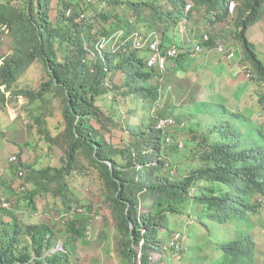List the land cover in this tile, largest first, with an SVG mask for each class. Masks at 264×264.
<instances>
[{
    "label": "trees",
    "instance_id": "obj_1",
    "mask_svg": "<svg viewBox=\"0 0 264 264\" xmlns=\"http://www.w3.org/2000/svg\"><path fill=\"white\" fill-rule=\"evenodd\" d=\"M188 1L57 0L61 9L74 6L86 15L91 14V18L74 23L60 12L48 26L51 0H45L38 10V30L25 13L16 25L29 32L23 35L25 38L8 29L6 36L16 40L18 49L7 53L6 43L0 49L4 54L15 53L17 58V61L6 59V65L0 67V83L6 84L5 94L0 96V127L4 126L3 116L11 119V113L1 107L7 102V109L16 115L15 121L24 117L35 138L31 142L29 136L23 140L25 137L21 135L16 141L20 150L28 148L32 156L30 162L20 160L18 165L17 175L24 173L20 190L14 191L12 198L19 205L18 223H0V264H33V251L42 257L58 241H63L68 249L71 264L76 245L87 239L85 226L90 222L75 219L73 214L79 208L93 212L75 185L87 183L91 174L100 176L106 201H114L109 209L115 226L112 220H104V227L114 229L119 252L129 264H135L138 246L143 254L142 263L149 264L151 253L162 246L158 241L164 240V231L182 232L181 218L188 214L209 226L203 231L196 225L190 226L188 233L195 232L191 234L196 236L195 245L189 246L190 255L185 245L189 243H180V250H175L169 259L163 258L161 264H264V127L257 125L244 137L235 119H241L249 127L253 124L239 110L215 105L217 109L210 107L207 114L199 117L179 106L180 90L173 83L176 75L172 73L177 69L161 72L150 67L147 46L136 49L133 44L132 35L136 32L144 35L155 32L165 48L175 33L181 42L186 41L177 43L182 51L186 44L193 43L179 32L182 25L191 34L197 32L196 38L201 41L205 32L201 25L205 22L206 27V17L211 23L227 19L225 0H191L196 13L184 10ZM237 2L235 23L241 29L238 39L257 76L264 78V61L256 44L248 38L250 26L263 15L264 0ZM214 12L216 20L210 17ZM4 19L0 13V25ZM207 28L212 30L213 25ZM42 51L48 68H43L41 75L33 64L27 68L23 61L40 63ZM179 60L175 58L173 62ZM8 95L12 96L9 101ZM57 99L63 104L62 111ZM53 107H58L60 118L47 121ZM167 117L176 118L178 123L186 122L184 128L178 126L171 133L174 140L171 145L166 144L156 128L157 122ZM54 123L57 125L52 129L48 126L41 129L43 124ZM207 128L216 135L223 128L226 134L214 139L209 133L202 139L204 143L196 142L192 133L206 132ZM115 132L130 136L127 149L117 148L116 142L109 139ZM58 141L63 153L60 166L54 165L53 158ZM180 143L186 144L183 150L179 149ZM198 145L203 148L199 149ZM21 154L19 151V157ZM177 155L191 156L196 163L187 166L193 169L186 175H182L187 170L184 165L176 166L178 176L174 178L169 175L172 167H167L164 158ZM157 156L160 161L149 164ZM139 165L145 175L136 170ZM122 166L126 168L120 169ZM13 179L6 176V184L11 188ZM194 187L199 189L200 197L195 201L189 196ZM113 191H119L118 196ZM137 193L148 198L144 214L133 207ZM198 201L203 204L199 211ZM41 203H46L43 214L50 221L42 228L28 226L27 214L40 213ZM71 212L74 213L70 215ZM62 214L68 220H60ZM141 228L143 240H140ZM93 235L92 241L84 244L87 256L91 254L88 250L102 237L99 231ZM63 258L55 257L56 264L65 262ZM37 264L45 262L39 259Z\"/></svg>",
    "mask_w": 264,
    "mask_h": 264
},
{
    "label": "clouds",
    "instance_id": "obj_2",
    "mask_svg": "<svg viewBox=\"0 0 264 264\" xmlns=\"http://www.w3.org/2000/svg\"><path fill=\"white\" fill-rule=\"evenodd\" d=\"M83 1L85 3H92L93 1H99V0H83ZM24 2H26V3H24ZM41 2H45V0H0V13L5 18L4 19V23L2 25H0V36H2V31L3 30L6 33V29L11 28L13 31H15L17 36H21V37L25 38L29 34V32H27V30L24 29V28H20V27L17 28L16 27V25L22 19L23 13L27 14L28 18H30V20L32 21V24H33V27L35 28V30H38V28H39L38 23L40 21V15L38 14V10L41 9V7H40V3ZM224 3L226 4L227 11H228L227 19L225 21H216L214 23H211V22L208 21V18L206 17V19H207L206 20V27H204L205 26V22H203V24L201 25V30L205 31L203 33V38L204 39L203 40L201 39V41L199 40V42L195 46H194V44H191V47H190L189 44H186V48H184V50H182V51H179V49L177 48L176 44H172V45L167 46V47L164 48L162 46V40H161L160 35L159 34H155V32L147 33L146 35H144V33L136 32L135 34L132 35V37H133L132 39L134 41V46H135L136 49L137 48L140 49L135 44V36H136V34H140V35H142L144 37H148V36L151 35L150 42L144 44V46H147V48H148V50L150 52V56L148 58V65L150 67H153V68H158L161 72H164V71L168 70L169 68L177 69L175 72H172V73H174L176 75V78L173 79V83L176 85V87L177 86L178 87L181 86V83L176 82V80L178 78H180L181 71H186L187 69L186 68H180L182 70L178 69L172 63L173 59L181 58L182 56L194 54V53H196L198 51H201L202 48H204L206 46H209V47H212L214 50H217L218 52H220L223 58H226V59L230 60V62L234 61L235 64L238 66L239 71L241 72V74L245 78H247L249 81L256 82V83L260 84L262 89L264 90V78H259L257 76V73H256V70H255V67H254L253 63L245 56L242 44H241V42L238 39V34L237 33L241 30L240 28L236 27V23H235V18L237 19L238 2H237V0H225ZM49 5H50V10L48 12V21H49L48 26L55 22L58 14L60 12L63 13V17L64 18L71 19V20H73L74 23H84V22H86L89 19V17L91 18V14L90 15H86V14L82 13V11L79 8H76L74 6H69V7H65L64 9H61L59 7L58 3H55L54 0H51ZM184 10L187 11V12H191L192 11V12L196 13V11H195V3L193 1H191V0H189L188 3L185 5ZM215 16H216V14L214 12L210 17L212 19L216 20ZM209 24L213 25L212 30H209L207 28V25H209ZM219 24H222L221 29H219V26H218ZM6 25H7V27H6ZM196 29H197V27H196ZM179 30H180L179 31L180 33H185V31L187 33H189V29H187L184 25H182L179 28ZM209 33H211V35ZM24 34H26V36H23ZM196 34H197V32H194V34H192V35L196 37ZM55 35H56V32H54V36ZM153 36H155L154 39H152ZM226 37H231L230 39L236 41L237 45L239 46V52L238 53H241V54H238L236 52V50H234V49L230 50L226 46L225 42L222 40V38L226 39ZM248 38L256 44V42L252 38L251 32L249 30H248ZM12 39L14 41V48L13 49H15V51H16L18 49L17 46H16V40L14 38H12ZM156 39L159 41L157 52H159L162 56L165 57V65H164V67H161L160 63L154 64V65H150V60H151L152 56L155 53V52L152 53V49H151L150 43L153 40H156ZM1 47H2V45L0 44V49H1ZM173 49L176 50V53L171 55L170 51H172ZM256 49H257V45H256ZM9 51H7V53H9ZM258 53H259V51H258ZM43 55H44L43 59H42V61H40V63L37 62V61L36 62H31L30 59L23 61V63L26 64L27 68L30 67L33 64L38 69L40 74L42 75L43 74V68H45V67L48 68V66H47V57L44 54V52H43ZM259 56H260V53H259ZM260 58H261V56H260ZM6 59H15L17 61L15 53H13V54H4V53H2L0 51V67L6 65ZM17 78L20 79V76L18 75ZM5 85L6 84H4V83H0V96L5 94V91H6V86ZM169 88H170V86H169ZM198 89H199L198 87L195 88V90H198ZM195 90H192V91L196 94ZM11 98H12V96L8 95V97H7L8 101ZM181 98L182 97L180 96V100L178 102V105L182 106V107H184L186 109H189L194 114H196V110H197V107H196V110H195L194 107L195 106H199V104L204 102V101H201L197 105V102L194 101L191 96L187 100H184V99H181ZM191 102L194 103V104H192ZM216 104L220 105V106H224V105H221V104H218V103H216ZM259 105H260V107L262 108V111H263V109H264V101L263 102L262 101L259 102ZM1 107L6 112L11 113V119H6L5 116H3V119H1L2 122L4 123V126L0 127V131L7 138V134L9 132L6 131V123L8 121H13L14 122L15 119H16V115H15L13 110H11L10 108L7 109L8 108V103L7 102L3 103L1 105ZM234 111H236V110H234ZM207 113H208V107H207V110H205L203 112V115L207 114ZM248 117H250V116H248ZM18 120H19V118H18ZM18 120H16L14 122V124L15 123H20V122H18ZM251 122L253 124L252 127L244 125L243 122H242V126H241V124L239 125L240 129L242 130V133H243L244 137H246L245 136V134H246L245 129H248L249 130V134H250L252 132V130L257 127V125H260L258 120L256 121L254 118L253 119L251 118ZM185 125H186V122H183V120H180V123H178L176 118L167 117V118H161L157 122L156 128L163 135V138H164V141L166 142V144L170 145V144L174 143V140L172 138L171 133L174 132V130L176 128H178V126H181L180 128H184ZM220 132H224L226 134V130L223 129V128H220L218 130V134L217 135L212 133L211 130L209 131L210 136L212 138H214V139L219 138L218 135H219ZM249 134H248V136H249ZM204 137H207V136H204ZM179 148H183V147L179 146ZM26 149L27 150L25 152L28 153V148H26ZM21 152H22L23 157H24V153L25 152L24 153H23V151H21ZM22 154L20 155V157H19V155L12 156L9 159V161L11 163H16L17 165H19L20 160L22 162L25 161V159L23 160V158H22ZM14 158H15V160H13ZM170 166L167 164V167H170ZM171 167H172L170 169L171 174H169V175L175 178V176H178L176 174V172H175L176 171V167H174V166H171ZM198 171L199 170H197L196 172H198ZM23 177H24V174L21 175V176H18L17 180L14 181V183L12 184V188L10 186H7V190H11V191L20 190V187L22 185V178ZM197 191H199V189L197 187L192 188L191 191H190V195L189 196L192 198L193 201H195V200L200 198L197 195ZM19 193H20V191H18V194ZM10 202H11V196L10 197H6V198H1L0 199V211L3 210L6 207V205H8ZM87 202H88V205H89V201L88 200H87ZM205 202L207 204H209V201L206 200ZM14 205H15V208L12 211V213H10L7 216H4L3 218H0V223L1 222H6V220H5L6 217L11 218V221L6 222L7 224H12V223L15 224V222L17 220H19V205H18L17 200L14 202ZM201 205H203V204H201L198 201V206L201 207ZM40 206H41L40 207V213H38V214L34 213L32 215L27 214L28 216L26 217V222H27L28 226H32V227H36V228H42V226L45 224V222L47 220L50 221V218L47 219L48 216L46 217L43 214L44 211H45V208H46V203H42V204H40ZM106 208L109 209V207H106ZM83 209L84 208H79V211H82ZM109 210H111V209H109ZM92 211L93 212L91 214L90 213H88V214L87 213H80V214H78V215H76L74 217L75 219H78V220H81V221H90V222H89L88 226L87 225L85 226L87 239L82 244L78 243L76 245L75 249H76L77 252L75 251V253L73 255H76L78 253V251L80 250V248L83 247L84 244L92 241V238L95 236L93 234L96 233V231H99L101 233V235H102V237H100L99 240H102V241H105V242H110V245H109V248H108L110 253L115 252V253L119 254L122 257V259L124 260V263H119L118 261H115L114 264H129L127 262V260L123 257V255L119 252L120 248H119L118 242H117V240L115 238L114 229L112 227H109V226H108L107 229H105V227H104V217H103V219H101L102 220V224H103V230H100V221L101 220L98 219V217H97V215H96V213L94 212L93 209H92ZM185 216H187V215H185ZM185 216H182V218H181L182 226H183V231L182 232L171 233L169 230L164 231V240L163 241H158V243L161 244L162 246H160L161 248L156 247L155 251L153 253H151L150 258H149V264H161V262L163 261V258L169 259L171 255L174 256L175 255V250H180V243H189L188 245L187 244H185V245H186V253L188 255H190L189 254L190 253L189 246L190 245H195L194 244V240H196V238H195L196 236H193L191 234V233H195V232L188 233V229H189L190 226L196 225V224H188L186 222V220H185ZM63 218H65V214H62L60 220H62ZM109 220H111V219L109 218ZM113 223L114 224H112V226L114 227L115 226V222H113ZM201 223H202V225L205 226V229L209 226L208 223H204V222H201ZM131 227H132V225H131ZM196 228H197V225H196ZM197 229H200V231L204 230L202 228H197ZM105 233H107V234L105 235ZM142 234H144V233L142 232ZM142 245H143V241H141V246ZM140 248H141L140 246L136 247L137 257L135 259V264H143L142 263L143 254H142ZM68 254H69V251H68V249H66L63 246V241H58V243L53 248H51L50 250H46L45 254L42 257H38L36 255V253L33 251V253H32V255H33L32 262H33V264H37V261L39 259H41V260H43L45 262V264H56L55 257H57L59 255H62L64 257L63 259L66 260L62 264H70ZM140 254H141V258L139 259V255ZM157 256L159 257L158 261H155L154 259H152V257L156 258ZM75 259H77V258H74V261H75ZM74 261L71 264H75L76 262H74Z\"/></svg>",
    "mask_w": 264,
    "mask_h": 264
},
{
    "label": "crops",
    "instance_id": "obj_3",
    "mask_svg": "<svg viewBox=\"0 0 264 264\" xmlns=\"http://www.w3.org/2000/svg\"><path fill=\"white\" fill-rule=\"evenodd\" d=\"M176 31V30H173ZM188 42H193L194 46L199 42L191 33H181ZM231 37L222 38L226 46L230 50L239 52V46L236 41L230 39ZM185 43L177 38L175 33H172L168 40V46L177 43ZM191 47V44H189ZM241 54V53H238ZM178 69L186 68V71H181L180 78L176 82L181 83L179 87L181 99L187 100L190 96L197 105L201 101H211L224 106H228L233 110H240L244 114L258 120V114L263 113L259 105L261 98L264 97V90L261 85L249 81L239 71L235 62L223 58L221 53L214 50L212 47L206 46L191 55L182 56L180 61L172 62ZM182 70V69H180ZM178 87V86H177ZM198 87V90L195 88ZM195 90L196 94L192 91ZM20 126V123L8 121L6 123V131L14 127ZM8 139L0 131V148L6 147L8 152H0V199L10 197L13 198L14 191L7 190L6 175L13 177L14 181L17 180L19 166L16 163L9 161L10 157L19 155V147L13 146L8 143ZM27 149H23V153ZM28 153L22 154L23 160L27 157ZM26 161H24L25 163ZM5 214L0 213L1 216ZM6 222L11 221V218L6 217ZM16 224L18 222H15Z\"/></svg>",
    "mask_w": 264,
    "mask_h": 264
},
{
    "label": "rangeland",
    "instance_id": "obj_4",
    "mask_svg": "<svg viewBox=\"0 0 264 264\" xmlns=\"http://www.w3.org/2000/svg\"><path fill=\"white\" fill-rule=\"evenodd\" d=\"M54 1H55V3H57V0H54ZM24 3H26V2H24ZM235 20H236V18H235ZM218 26H219V29H221L222 24H219ZM249 31L251 32L252 38L256 42L257 50L259 51L261 58L264 60V12H263L262 17L254 25H252L249 28ZM6 32H8V29H6ZM3 43H6L5 46H6V50L7 51H9V50L14 48V41H13L12 37L6 36V33H5L4 30L2 31V36H0V44L2 46H3ZM56 103L59 105V107L61 108V111H62V108H63L62 102L59 99H57ZM192 104H194V103H192ZM215 105H217V104L214 103V102L205 100L203 103L199 104V106H195L194 107L195 110H196V107H197L196 115L199 116V117L203 116V112L205 110H207V107H208V111H210L211 110L210 107H214ZM212 109H217V107H214ZM51 113L52 114L47 119V121L49 119H54L55 120V119L60 118V115H59L60 111H59L58 107H53L51 109ZM90 117L92 119H95V117L93 115H90ZM133 121L137 122L136 119H133ZM235 121L237 122L236 123L237 125L241 124V126H242V120L241 119L237 118V119H235ZM18 122H20V126L12 128L10 130V132L7 134V139L9 140L8 143L13 145V146H16V141L19 139V137L21 135H24V137H25L23 140H26L28 138V136H29L30 139H31V142L35 138L34 135L30 134V129L28 128L24 117L20 116ZM258 122H259L260 125H262L264 127V109H263V113L258 114ZM93 124L97 125V124H95V122ZM56 125H57L56 123H54L52 125L43 124V127L41 129H43L44 127H47V126L50 127V129H52ZM38 127L40 128L41 126H38ZM176 131H177V129L174 130V132H176ZM209 131H210V128H207L206 132L195 131V132L192 133V136L194 137L196 142L204 143L202 139L204 138V136L209 135ZM245 132H246L245 136L247 137L248 134H249V130L245 129ZM55 135H57L58 137L60 136L57 133ZM218 136H219V138H221V137L225 136V133L224 132H220ZM111 138H109V139L113 140L114 142H116V147L117 148L127 149L128 145L131 143L130 136L128 134L115 132L113 138L112 139ZM50 140L53 141L52 138ZM57 144H58V146L56 148V153L54 154L53 158L55 160L54 161V165L60 166L61 163H60L59 160L63 156V153H62L61 148H60L61 147V142L58 141ZM179 146L183 147V148H179L180 150H183L185 148L186 144L185 143H180ZM198 148L202 149L203 146L198 145ZM149 150H152V148L150 147ZM20 151H23V150H20ZM0 152L7 153L8 150H7L6 147H3V148H0ZM31 156H32L31 150L28 149V155L25 158V161L26 162H30L31 161ZM157 158H155L153 161L149 162V164L152 165V164L158 163L160 161V157L157 156ZM164 159L167 161V164L169 166L171 165V166H174V167H176V166L179 167L181 165H184L187 170H184L183 173L181 172L182 175L189 174L191 169H193V168L192 167L188 168L187 166H190V164H195L196 163V162H192L193 159H192L191 156L177 155V156H175V158H173L171 156H168V157H166ZM177 167H176V171H177ZM125 168H126L125 166L120 167V169H125ZM136 170H138L140 173L142 172L143 175H145V170H144V168L141 165L137 166ZM129 171H132V170L129 169ZM88 178H90V179H89V181L87 183L83 182V183H79V184L75 185L76 191L78 192V194L83 199H86V200L89 201V205L92 207V209L96 213V215H97L99 220L103 219V217H104V220L107 221V222H110L109 218L113 222H115L111 210L106 208V207H112L114 205V201L113 200L106 201V199L104 198V195H103L102 192L106 191V189L103 186V182H102L100 176L98 174H91ZM116 181H120V180H116ZM115 193L118 196L119 191H113L112 194H115ZM136 197H137V203H135L133 207L138 210L139 214L146 213L147 212L146 211L147 205L149 204V201H147L148 198L145 196V194H140V193H137ZM11 202L13 203V207H14L15 206L14 205L15 201L12 198H11ZM126 203L129 205L128 202H126ZM197 210L198 211L200 210L199 206H198ZM83 211H85V208L83 209ZM76 212L77 213L71 212L70 215H72L73 213H74L73 216L78 215L79 210L76 211ZM85 212L87 214L89 213L87 211H85ZM0 213L1 214H5L4 216L8 215L6 210L1 211ZM67 217L65 218L66 220H68ZM185 220H186V222L188 224H196L197 228H202V229L205 230V226L202 225V223L198 219H194L190 214L185 216ZM131 229H132V231H134L136 229V226L133 224ZM100 230H103L102 220L100 221ZM141 232H142V229H141ZM143 236H144V234H141V239L140 240H143ZM109 245H110V242H105V241H102V240H98L96 243H94V247L91 250H88L89 252H91V254L89 256H87V252H84V245H83V247H81L80 250L78 251V253L75 255V258H77L74 261V262H76L75 264H114L115 261H118L119 263H124V260L122 259V257L119 254H117L115 252L110 253V251L108 249ZM80 256H81V258H80ZM140 258H141V254L139 255V259ZM152 259H154L155 261H158L159 257L158 256L156 258L152 257Z\"/></svg>",
    "mask_w": 264,
    "mask_h": 264
},
{
    "label": "built area",
    "instance_id": "obj_5",
    "mask_svg": "<svg viewBox=\"0 0 264 264\" xmlns=\"http://www.w3.org/2000/svg\"><path fill=\"white\" fill-rule=\"evenodd\" d=\"M150 38H151V35L148 36V37H144V36H142L140 34H136V36H135V44H136L137 47L141 48V47L144 46L145 43L150 42ZM158 43H159V41L157 39L153 40L150 43V46H151V49H152V53L155 52L154 55L152 56L151 60H150V65H154V64L160 63L161 67H164V65H165V57L162 56L159 52H157ZM175 53H176L175 49L170 51L171 55H173ZM13 160H15V158Z\"/></svg>",
    "mask_w": 264,
    "mask_h": 264
},
{
    "label": "bare ground",
    "instance_id": "obj_6",
    "mask_svg": "<svg viewBox=\"0 0 264 264\" xmlns=\"http://www.w3.org/2000/svg\"><path fill=\"white\" fill-rule=\"evenodd\" d=\"M173 24V23H172ZM122 31V30H121ZM125 31V30H124ZM117 32V31H116ZM119 32V31H118ZM133 33H134V31H133ZM119 35V34H118ZM130 35V34H129ZM126 36V35H125ZM115 38V37H114ZM126 38H128V37H126ZM113 40V39H112ZM105 41V40H104ZM133 44H134V42H133ZM182 49V48H181ZM24 173L23 172H20L19 173V176H21V175H23ZM14 208H15V206L13 207V203L12 202H10L8 205H6V207L3 209V210H6V212L7 211H11V210H14ZM3 210H1V211H3ZM80 213H86L85 211H79L78 212V214H80ZM86 236V235H85ZM93 236V235H92ZM83 238H84V236H83ZM93 239V238H92ZM58 259V258H57ZM63 260V259H62ZM64 261V260H63Z\"/></svg>",
    "mask_w": 264,
    "mask_h": 264
}]
</instances>
